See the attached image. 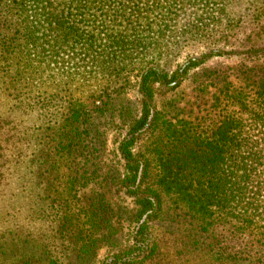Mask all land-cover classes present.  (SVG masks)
<instances>
[{"label": "trees", "instance_id": "trees-1", "mask_svg": "<svg viewBox=\"0 0 264 264\" xmlns=\"http://www.w3.org/2000/svg\"><path fill=\"white\" fill-rule=\"evenodd\" d=\"M165 236L264 264V0H0V264Z\"/></svg>", "mask_w": 264, "mask_h": 264}, {"label": "rangeland", "instance_id": "rangeland-1", "mask_svg": "<svg viewBox=\"0 0 264 264\" xmlns=\"http://www.w3.org/2000/svg\"><path fill=\"white\" fill-rule=\"evenodd\" d=\"M178 64L183 65L185 64L184 58H181V60L178 61ZM131 96H133V93H131ZM109 151L113 150V146L112 144L109 145ZM109 153V152H108ZM107 153V155H108ZM111 160L110 154L108 155V157L105 159V161L109 162ZM161 251H162V256L160 257V259L158 258V260H156L155 264H175V262H173V252L175 250V246L173 245V240L171 237L165 236L163 237V242L161 243Z\"/></svg>", "mask_w": 264, "mask_h": 264}]
</instances>
